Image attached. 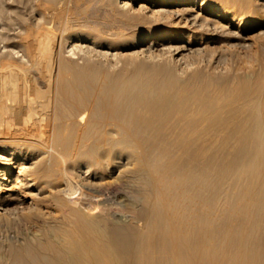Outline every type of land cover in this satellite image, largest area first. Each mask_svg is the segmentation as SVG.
<instances>
[{
    "label": "bare ground",
    "instance_id": "obj_1",
    "mask_svg": "<svg viewBox=\"0 0 264 264\" xmlns=\"http://www.w3.org/2000/svg\"><path fill=\"white\" fill-rule=\"evenodd\" d=\"M252 1L0 0V264H264Z\"/></svg>",
    "mask_w": 264,
    "mask_h": 264
},
{
    "label": "rangeland",
    "instance_id": "obj_2",
    "mask_svg": "<svg viewBox=\"0 0 264 264\" xmlns=\"http://www.w3.org/2000/svg\"><path fill=\"white\" fill-rule=\"evenodd\" d=\"M232 1H234V0H232ZM252 4L255 7L259 6V10L262 13H264V10H263L264 9L263 8L264 7L263 6L264 0H253ZM263 30H264V26H261V27H256V28H252V29L250 28L248 31L243 32L244 34H242V35H245V37H247L246 46L240 45L241 43H239V42H242V39L240 37H235L238 33L236 35H234V37H232L229 41V43H230V45H228L229 47L226 45L227 46V49L225 51V56L227 57V58H225L226 61L224 60V64L223 63L220 64L219 68L222 70L226 66L227 67L232 66L234 59H239L238 57L244 58L248 53H253V51L255 52V49L263 46L264 45V31ZM232 31H237L240 33V31L238 30L237 23H235L232 26ZM226 53H227V55H226ZM237 55H238V57H237ZM239 55H241V56H239ZM228 61H230V62H228ZM27 229H28L27 226L23 225V226H19V227H15L14 229H11V232L13 233V231H14V233L20 234L22 231H27ZM3 237H6V236H3Z\"/></svg>",
    "mask_w": 264,
    "mask_h": 264
}]
</instances>
